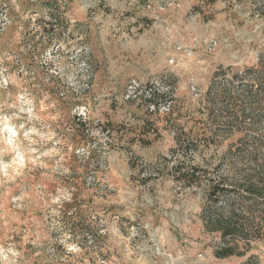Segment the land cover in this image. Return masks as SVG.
I'll return each instance as SVG.
<instances>
[{"label":"rangeland","instance_id":"obj_1","mask_svg":"<svg viewBox=\"0 0 264 264\" xmlns=\"http://www.w3.org/2000/svg\"><path fill=\"white\" fill-rule=\"evenodd\" d=\"M25 1L0 7V264H264V0H61L51 45Z\"/></svg>","mask_w":264,"mask_h":264},{"label":"trees","instance_id":"obj_2","mask_svg":"<svg viewBox=\"0 0 264 264\" xmlns=\"http://www.w3.org/2000/svg\"><path fill=\"white\" fill-rule=\"evenodd\" d=\"M5 0H0V7L5 5ZM22 11H26V12H39V10L43 9L44 7H47L48 10V14L50 16L49 20H48V25L49 26H44L45 29L49 30V32H51L52 34L49 33V35H47V44L51 45L56 39L58 35V31L61 33V24H59V13H58V9H60L62 6L61 4V0H37V1H32V0H26L25 2L22 3ZM6 6V5H5ZM51 43V44H50ZM212 85L210 87V89L207 92V102L212 105V113L215 111V109H217V107L219 105L222 106L221 109H228L229 107V100H219L216 99L215 97H211V92H212ZM226 111H224L223 113H225ZM228 112V111H227ZM226 112V113H227ZM228 115V114H225ZM230 115H228L229 117ZM82 119V118H81ZM81 135V134H80ZM246 192H250V193H257L259 195V197H262V195H264V183L262 180L260 179H254V178H249L246 181ZM218 192H213V195L217 194ZM237 193V192H235ZM233 216V215H232ZM242 224V223H241ZM240 228V224L239 223H234V224H228L226 226L223 227H214L211 230L213 231H219L222 233V236L224 238L230 237V238H238L237 235V231ZM210 230V229H209ZM242 241V239H238L237 240V244L234 246L233 243L231 244H227L225 246H223L221 249L216 251V255L220 258L223 257H228L230 255L236 254V249L238 247H240V242ZM247 242V241H246ZM250 243V242H248Z\"/></svg>","mask_w":264,"mask_h":264}]
</instances>
